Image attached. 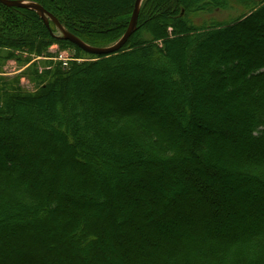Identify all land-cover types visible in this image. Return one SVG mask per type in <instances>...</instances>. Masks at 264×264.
Returning a JSON list of instances; mask_svg holds the SVG:
<instances>
[{
    "label": "trees",
    "instance_id": "trees-1",
    "mask_svg": "<svg viewBox=\"0 0 264 264\" xmlns=\"http://www.w3.org/2000/svg\"><path fill=\"white\" fill-rule=\"evenodd\" d=\"M25 1L40 5L86 44L106 47L125 33L135 0ZM194 5V0H143L124 46L99 56L53 37L34 11L0 4V10L16 16L15 27L0 33L1 48L38 51L55 42L97 58L68 71L55 67L34 96L0 87V264H32L39 258L40 264H264V197L252 201L247 190L264 192V0ZM234 6L240 10L227 21L192 20L198 11ZM50 29L56 33L51 23ZM223 44L227 48L219 51ZM132 54L147 66L156 59L170 68L148 67L153 77L143 71L126 78L132 74ZM189 76L198 85L189 86ZM163 77L170 86H182L185 100L178 109L170 101L162 116L148 119L160 103L154 107L147 98L153 82ZM207 82L212 95L242 89L251 97L248 109L237 108L239 127L222 121L221 133L240 139L231 173L214 168V158L201 159L204 144L190 130L200 121L192 104H200L196 95ZM34 108L50 111L45 130L36 127L34 117L24 118L23 112ZM168 124L179 134L167 131ZM88 142L93 145L87 162H100L103 173L114 170L117 191L107 178L98 184L87 162L77 160ZM248 152L253 157L245 159ZM23 153L19 164L10 163ZM139 172V179L128 181V174ZM155 173V179L148 177ZM229 175L244 184V193L223 188L230 185ZM257 203L261 208H254ZM232 216L239 223L227 227ZM113 251L118 257L108 262Z\"/></svg>",
    "mask_w": 264,
    "mask_h": 264
},
{
    "label": "rangeland",
    "instance_id": "rangeland-1",
    "mask_svg": "<svg viewBox=\"0 0 264 264\" xmlns=\"http://www.w3.org/2000/svg\"><path fill=\"white\" fill-rule=\"evenodd\" d=\"M208 0H194V6H200L201 4L205 3ZM230 2V1H229ZM118 7H121L118 5ZM123 9V8H121ZM197 9V7L195 8ZM108 10V9H107ZM239 7L234 6L232 9H229L227 11H219V10H212L208 11L206 13L205 11H198V14H194L193 16H197L193 18L192 20L196 24H200L203 21L211 22V21H227L233 16H236V14L239 12ZM187 14L192 13V11H186ZM15 15H10V13H6L5 11L0 10V33L4 31L6 28L13 29L15 27ZM8 20V21H7ZM4 26L2 28L1 26ZM170 31V30H169ZM14 32V31H13ZM259 37H256L258 40ZM241 40V39H239ZM160 42V41H158ZM227 44V43H226ZM223 44V45H226ZM47 47H41L38 51H30L26 48H14V49H7V48H1L0 47V87L5 85L6 89H13L18 90L21 94H30V95H36L40 92V90L44 87V85L47 83L49 77L51 78V74L54 73L55 67H59L62 71H68L72 64H84L96 61L97 58L91 57L89 55L83 54L82 52H78L73 46L67 45V44H59L55 42H50L47 44ZM245 44H243L244 46ZM227 48V45L225 47L219 48V51H223ZM240 48V47H239ZM243 48V47H241ZM174 49H178V46L175 44ZM248 52L247 48L240 51V52ZM244 54V53H243ZM133 55V54H132ZM245 55V54H244ZM107 57V56H104ZM129 66L132 74L126 76L128 77H136L138 73H142L143 71H146L145 76L151 78L153 77L150 73H147V71L151 68L148 67H156L160 68L162 67L163 70L166 69L169 70L170 64L168 62H163V64L160 66V64L156 63L159 62L158 60H152V62L148 63L150 66H147L144 62V60H141V57L134 54L129 59ZM139 60V63L134 64V62H137ZM136 68V69H135ZM161 68V69H162ZM138 69V70H137ZM138 71V72H137ZM149 72V71H148ZM98 75H100V72H97ZM49 74V75H48ZM48 75V76H47ZM167 78V77H166ZM165 77L158 79L157 81L153 82L155 85H153L154 89L151 91V95H149L148 100L152 102L154 107H157L160 103V106L155 109L151 110L150 114H147L146 117L148 119H153L152 117H160L162 116L166 111L167 107L170 104L169 102L172 101V105L176 107L177 109L181 106V103L185 100V93L182 89V86L179 84H172V86L168 85L166 82L169 81V77L166 80ZM190 79L189 86L198 85L199 80H193L188 77V80ZM152 81V80H148ZM211 82V81H210ZM210 82L208 83L207 89L203 91V93H198L197 100L200 102V104L196 105L195 103L192 104L194 108V114L195 117H197L200 121L196 122V125H193L192 128H190L191 133H194V138L196 142L204 144V147H202V155H200L201 159H203L204 162L210 163L212 160L211 158H214L215 161H213L212 166L214 168H222L226 172H232L234 171V163H232L234 159V152L240 148V139L238 140L231 139L227 137L226 135L222 134V130H225L226 126L222 123L224 120H229L231 122L235 121L234 127H239L241 118L238 116V110L237 108H244L248 109V106L251 101V97L248 99L246 98V94L244 93V90L239 89L237 91V94L235 95H218V94H211V90H213L212 87H209L211 85ZM151 83V84H153ZM150 84V86H151ZM82 88L86 89V81L82 80ZM118 86V85H117ZM189 90V87H188ZM122 92V91H121ZM119 94V93H118ZM188 94H191V90H189ZM121 95V94H119ZM135 103L129 107V108H135ZM218 106L223 107V109H218ZM24 118L28 119L29 116L35 118L36 127L39 130H45L46 126H43L46 121L44 119L45 115H49L50 111L48 108L45 109H31L23 112ZM52 114V113H51ZM57 111L53 115H59ZM250 114H254V111H251ZM223 119V120H222ZM158 124V122H156ZM200 126L205 127L204 131H200ZM221 127V129H220ZM229 127V126H228ZM167 131L172 132L175 135H178L179 132L176 130L173 126H170L168 124V127H166ZM48 131V130H47ZM45 132L46 135H49L51 137V140H56L57 135H53L52 132L48 131ZM218 133V134H217ZM189 134H185V137ZM55 136V138L53 137ZM33 136L31 135L30 138L27 140V142H32ZM187 141V140H186ZM241 141L247 144H251L249 141H246L245 138L241 137ZM188 143V142H187ZM9 145V144H8ZM92 142L86 143V145H83V149H79L78 151V159L83 160L84 162H87V148L88 146H92ZM217 147V148H216ZM86 150V151H85ZM103 151L108 152V147L104 146ZM71 153L67 151V156H70ZM253 155H251L249 152L246 154L245 159L252 158ZM22 158H26L25 154L17 155L16 161L10 160V163L14 166L20 163ZM79 161V160H78ZM77 162V164H79ZM88 164V170L92 174L93 178L96 182L101 183V180L103 178H107L110 181V185L112 186V191L115 192L118 189V175L114 176L115 172L113 168H111L113 171H108L106 173L102 172V166L100 165V162H92L89 160L87 162ZM111 166V165H110ZM75 167L71 166L70 170H73ZM123 174V173H121ZM140 172L136 174H128L129 179L128 181H136L140 178ZM71 172L67 173V176H70ZM233 175V174H232ZM158 176V173L150 174L148 177L155 179V177ZM230 182L226 187L224 186L225 190H229V187H234L238 193H244V187H242L244 184L239 181V179H236L229 175ZM128 181L125 182V180H122L120 183L128 184ZM39 182V179L34 182V184ZM183 181H179V184H183ZM246 186V185H245ZM174 190V189H172ZM171 190V191H172ZM247 190L250 191V200L254 201L259 198L264 197V192H262L258 187H248ZM173 192V191H172ZM243 195V194H242ZM64 197H62V200ZM108 199V198H107ZM254 199V200H253ZM255 209H259L260 203H257L254 207ZM9 214V212H7ZM41 217V216H40ZM16 221V220H15ZM239 219L236 218V216H232L230 219L226 220L225 225L229 227L228 225L232 224H238ZM118 257L116 255V252L113 251L112 257L108 260V262H114L115 258ZM43 261V260H42ZM21 262V261H20ZM40 264V258L35 259L32 264ZM21 264H30L29 262L22 261Z\"/></svg>",
    "mask_w": 264,
    "mask_h": 264
},
{
    "label": "water",
    "instance_id": "water-1",
    "mask_svg": "<svg viewBox=\"0 0 264 264\" xmlns=\"http://www.w3.org/2000/svg\"><path fill=\"white\" fill-rule=\"evenodd\" d=\"M141 2L142 0L134 1L133 11L131 14L129 25L125 33L121 36V38L111 46L104 47V48H96V47H91L85 44L80 39H78L77 37L67 32L62 27V25L59 23V21L54 16H52L50 13H48L46 10H44L40 5L34 2H27V1L0 0V4L5 5L7 7L22 8V9H28V10L34 11L38 15V17L43 21L45 27L48 30H50V23L55 27V29L60 33V36H57V38L64 40V41H68L72 43L73 45H76L82 51L88 54H93V55L113 54L119 51L124 46L128 38L131 36V34L136 29L137 17H138V12H139V7H140Z\"/></svg>",
    "mask_w": 264,
    "mask_h": 264
}]
</instances>
